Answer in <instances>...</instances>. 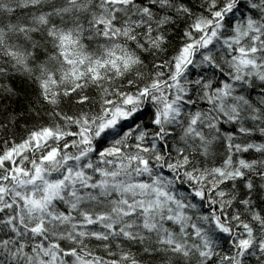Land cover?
I'll return each mask as SVG.
<instances>
[{
    "label": "snow or ice",
    "instance_id": "1",
    "mask_svg": "<svg viewBox=\"0 0 264 264\" xmlns=\"http://www.w3.org/2000/svg\"><path fill=\"white\" fill-rule=\"evenodd\" d=\"M0 264H264V0H0Z\"/></svg>",
    "mask_w": 264,
    "mask_h": 264
}]
</instances>
